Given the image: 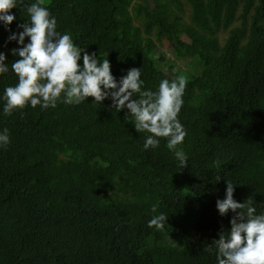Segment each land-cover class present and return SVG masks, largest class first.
<instances>
[{"label": "trees", "instance_id": "obj_1", "mask_svg": "<svg viewBox=\"0 0 264 264\" xmlns=\"http://www.w3.org/2000/svg\"><path fill=\"white\" fill-rule=\"evenodd\" d=\"M44 4L59 30L110 59L117 78L142 67L143 87L156 90L164 77H187L179 118L189 164L178 166L167 138L144 149L146 133L110 98L27 104L12 115L0 99V129L11 135L0 148V264H216L204 247L231 226L233 213L222 216L216 206L227 178L237 183L236 199L251 196L264 211V0ZM11 11L18 31L27 10ZM152 33L171 43L185 68L157 51ZM8 36L0 24V51L11 64L18 45ZM17 82L11 68L0 74V95ZM157 202L169 215L164 229L148 225Z\"/></svg>", "mask_w": 264, "mask_h": 264}, {"label": "clouds", "instance_id": "obj_2", "mask_svg": "<svg viewBox=\"0 0 264 264\" xmlns=\"http://www.w3.org/2000/svg\"><path fill=\"white\" fill-rule=\"evenodd\" d=\"M16 7L26 9L28 19L13 31L11 25L17 17L11 10ZM0 24L9 31L8 41L18 45L10 49L17 57L11 64L7 52L0 51V74L11 68L18 77V82L5 85L0 95L5 115L27 104L47 109L55 107L58 100L80 104L89 97L101 103L110 98L111 108L119 112L127 109L125 118L140 133H146L144 149L158 147L164 137L178 166L189 164L188 154L181 147L187 129L179 118L187 86L185 75L162 78L156 90L143 87L142 67L133 66L117 78L109 58L101 59L96 50L88 51L70 32L58 29L57 17L44 0H0ZM10 143V129H0V148ZM220 179V175L215 177ZM226 185L225 196L217 199L216 206L222 216L233 213L231 226L222 228L204 250L215 253L216 264H264V211H257L251 196L243 202L236 199V182L227 178ZM158 207V202L152 205L154 215L148 225L164 229L169 215L157 212Z\"/></svg>", "mask_w": 264, "mask_h": 264}, {"label": "rangeland", "instance_id": "obj_3", "mask_svg": "<svg viewBox=\"0 0 264 264\" xmlns=\"http://www.w3.org/2000/svg\"><path fill=\"white\" fill-rule=\"evenodd\" d=\"M136 2H139L141 4H147L150 7L153 6V0H136ZM147 5H143V6H147ZM190 13H191V8L188 5H186V3H185L184 7H183L182 15H183V17L186 18L187 22L189 21V14ZM134 22L137 25H141L142 19L137 17V16H135ZM151 36L154 39V42L156 44V48H157L158 52L165 53L166 58L171 59L172 61H174L176 63L175 68H180V67L185 68L183 63H181L180 61L177 60V58L175 56V53L173 51V47H172L171 43L168 40L164 39L163 41H160V40L156 39V36L153 33L151 34ZM219 36H220V41L223 44L225 38L227 37V33H220ZM167 72H169V71L167 70ZM172 76L175 77V75H172Z\"/></svg>", "mask_w": 264, "mask_h": 264}]
</instances>
